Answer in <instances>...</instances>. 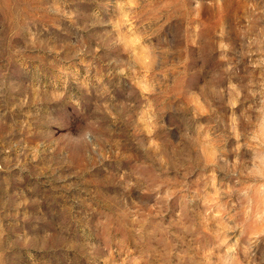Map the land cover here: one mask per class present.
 <instances>
[{
    "label": "rangeland",
    "instance_id": "1",
    "mask_svg": "<svg viewBox=\"0 0 264 264\" xmlns=\"http://www.w3.org/2000/svg\"><path fill=\"white\" fill-rule=\"evenodd\" d=\"M0 264H264V0H0Z\"/></svg>",
    "mask_w": 264,
    "mask_h": 264
}]
</instances>
